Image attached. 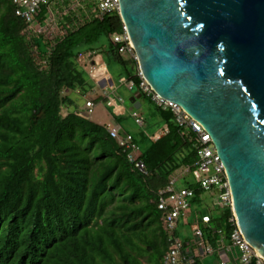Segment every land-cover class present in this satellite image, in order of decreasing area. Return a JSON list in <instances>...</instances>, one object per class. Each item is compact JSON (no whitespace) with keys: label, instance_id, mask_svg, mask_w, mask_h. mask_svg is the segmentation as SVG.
<instances>
[{"label":"trees","instance_id":"trees-1","mask_svg":"<svg viewBox=\"0 0 264 264\" xmlns=\"http://www.w3.org/2000/svg\"><path fill=\"white\" fill-rule=\"evenodd\" d=\"M48 13L42 6L29 23L0 0V264H164L171 242L158 191L198 159L194 137L155 104L169 132L148 138L146 172L136 169L107 126L73 110L66 94L91 90L78 53L103 36L126 69L137 68L128 80L140 88L136 59L110 39L124 32L118 11L89 21L72 12L59 39L39 31ZM231 216L224 210L232 234Z\"/></svg>","mask_w":264,"mask_h":264},{"label":"water","instance_id":"water-1","mask_svg":"<svg viewBox=\"0 0 264 264\" xmlns=\"http://www.w3.org/2000/svg\"><path fill=\"white\" fill-rule=\"evenodd\" d=\"M119 15L154 93L211 137L264 261V0H119Z\"/></svg>","mask_w":264,"mask_h":264},{"label":"built area","instance_id":"built-area-1","mask_svg":"<svg viewBox=\"0 0 264 264\" xmlns=\"http://www.w3.org/2000/svg\"><path fill=\"white\" fill-rule=\"evenodd\" d=\"M16 5V14L25 19L29 23H33L39 14V10L42 5H47L51 10L56 4L62 3L64 12L62 15L69 13L70 10H78L80 7L85 6V2H91V0H75V2L68 8L64 5V0H13ZM99 9L96 8L98 15L103 16L107 13L114 11L119 12V0H99ZM95 7V6H94ZM52 11V10H51ZM49 11L48 24L52 23V27L59 34L64 35L65 31L60 29L56 23V14ZM91 15L83 17L82 19L90 20ZM39 31L43 30V27H38ZM124 32L121 34H113L110 39L117 46L118 53L121 55L127 54L130 57L137 59L135 48L131 47L133 44L127 34L126 27L123 25ZM79 62L84 67L93 65L95 61L91 53H82L79 55ZM97 62V60H96ZM98 68H94L90 71L92 77L99 83L102 89H111L114 87L111 84V79L108 76L106 67L104 64L97 62ZM142 78L140 88L138 92H142L152 98V101L163 109H171L176 115V122L179 126L186 128V132L192 134L194 137V146L198 155V159L195 162V166H198L199 172L203 173V176L198 178V185L201 189L211 190L214 187H219L221 193L219 195L218 204L222 210H231L232 216L229 219L230 223L234 227L231 234V244L225 246L224 238L219 241V250L211 246L209 241L204 237V233L201 228V223L209 226L213 219L210 216H205L201 219H195L192 224V231L194 233L195 242L183 240L176 235L179 220L182 216L186 215L187 211L191 207L192 199L196 194V190L190 186L182 189H177L176 184L179 180V175L187 174L191 171L192 166H184L176 173L169 177L168 183L158 191V208L162 212V221L164 227L169 235V241L171 247L164 257V264H195L198 259H203L209 255H214L216 252L222 257V264H227L225 259H232L236 264H264L263 257L258 252L250 247L247 240L242 235L237 219L233 209V199L230 189V184L227 179L224 166L217 155L216 149L212 143V139L205 129L188 116V114L178 105L173 104L160 98L151 87L148 85L142 74H139ZM123 82L130 89H134V82L123 79ZM114 99L110 98V104ZM114 104V103H113ZM87 107L92 112L94 107L93 102L88 101ZM136 124L143 128L146 124L145 117L140 113H134ZM109 133L113 139H115L119 146L123 147L124 151L128 152L129 161L135 165L136 169L145 173V163L139 158L140 147L134 141V137L131 134L120 135L119 128L109 124ZM169 128L165 125L163 128L155 132L150 136L153 141H158L160 138L168 134ZM214 166L215 172L212 175L210 173V167ZM219 234H222L221 230H218ZM226 238V237H225ZM195 243L197 246L194 247ZM228 259V260H229Z\"/></svg>","mask_w":264,"mask_h":264},{"label":"rangeland","instance_id":"rangeland-1","mask_svg":"<svg viewBox=\"0 0 264 264\" xmlns=\"http://www.w3.org/2000/svg\"><path fill=\"white\" fill-rule=\"evenodd\" d=\"M75 0H65L66 8L70 7ZM99 0H91V2L86 1L85 6L80 7L76 14L77 16L83 15L87 17L91 15V18H98V12L96 10L99 9ZM95 6V7H94ZM69 14L66 15V22L61 25L64 27L67 25ZM59 21L61 20V15L58 16ZM91 51L95 52L98 55H103L107 69L112 77V80L115 84V91H112L110 88L107 90L108 94L116 95L117 98H122L119 101L126 109L124 113H120V115H115L114 118L121 126V135L125 133H130L135 141L140 145V154L143 152L146 142L152 134L161 129L165 122L161 117V112L158 107L152 101V98L149 96H144L141 99L142 107L139 110H136L130 101V98L135 93L134 91H130L126 84L123 82V78L131 79L132 76L136 75L137 68L131 67L129 65V69L120 63V61L114 57L112 53L111 43L109 39L105 36L101 37L100 42L94 44L91 48ZM127 59L128 55L124 54ZM89 68H93V65H89ZM92 88L88 91L86 95L84 93H76L73 92L71 97L75 99V104L77 105L78 111L82 113L84 116L97 119L98 117H102L105 121L106 117H109L111 112L115 113L112 108L109 100L106 98V94L104 92H98V85L95 81L91 79ZM86 98H91L97 103V107L94 109V113H88L86 109ZM75 109V108H74ZM134 112L141 113L146 120V124L143 128H140L133 117ZM176 122V115L174 114V118L172 119ZM177 123V122H176ZM185 131L186 128H184ZM196 157L192 160V169L187 174L179 175V180L176 184L177 189H182L186 187H191L196 190V194L191 202V207L187 211L186 215L182 216L179 220V224L177 227V234L186 241L195 242L194 233L192 231V224L195 222V219H201L205 216H210L213 221L207 226L201 223V228L204 233V237L214 249L217 250L219 248V241L224 238L225 246L231 244L230 239V230L227 226V218L224 217V210L218 204L219 195L221 190L219 187H214L211 190L201 189L198 185V178L203 176V173L199 172L198 166H195ZM215 168L214 166L210 167L209 175L214 174ZM218 230L222 231V234L218 233ZM228 235L229 238H225ZM197 246L195 243L194 247ZM216 252V253H217ZM209 255L205 257V260L208 264H222V261L218 259L217 254ZM227 264H232L228 259H225ZM236 264V263H235Z\"/></svg>","mask_w":264,"mask_h":264},{"label":"clouds","instance_id":"clouds-1","mask_svg":"<svg viewBox=\"0 0 264 264\" xmlns=\"http://www.w3.org/2000/svg\"><path fill=\"white\" fill-rule=\"evenodd\" d=\"M63 3H64V5H65V0L63 1ZM42 6H45L46 8H48V6L47 5H42ZM66 6V5H65ZM48 10L49 11H51V12H54L55 14H56V23H57V26L60 28V29H63V31H65V34L64 35H61V34H59V32H56L55 30H54V27H52V23H51V21H50V23L48 24V20H47V22H46V24H45V27H43V29H47V31H49L50 32V34H53L56 38H63L64 36H66V34H67V32H68V29L66 28V27H63L62 25H61V22L63 21V24L66 22V15L67 14H69V15H71V13L73 12V13H75L76 11H74V10H70L69 11V13H67V14H65V15H62V13L64 12V9H63V7H62V3H59V4H56L55 6H53L52 7V9L50 10L49 8H48ZM119 13V12H118ZM49 14V13H48ZM59 15H61V20L59 21V18H58V16ZM48 18H49V16H48ZM36 19H37V17H36ZM36 21V20H35ZM38 27H42V25H40V26H38ZM55 46V45H54ZM53 46V47H54ZM82 53H84V54H86V53H91L92 54V56H93V58H95L94 60V62H93V68H89V66H87V67H84L83 65H81V63L79 62V55L80 54H82ZM125 56V55H124ZM129 56V55H128ZM78 62H79V64L81 65V67L85 70V71H87L88 72V74L90 75V77H91V79L93 80V81H95L96 83H97V85H98V92L97 93H99V92H104L103 94H106V98L109 100V102H110V98L111 99H114V100H116L117 99V101L119 100V101H121L122 100V98H117L116 97V95H113V94H108V92H107V90L108 89H102V85L100 86L99 85V83L92 77V74L90 73V71L92 70V69H94V68H98V63L97 62H99V63H102V64H104V66L106 67V70H107V73H108V76L110 77V79H111V84L113 85V87H114V89L112 90V91H115V84H114V82H113V80H112V77H111V75H110V73H109V71H108V69H107V65H106V62H105V59H104V57H103V55H98L97 56V54L95 53V52H93V51H91V50H85V51H80L79 53H78ZM96 60H97V62H96ZM136 61H137V63H138V60L136 59ZM138 67H139V65H138ZM138 74H141L140 73V70H139V73ZM140 76V75H139ZM144 78V77H143ZM123 79H126V78H123ZM122 79V80H123ZM127 81H129L128 79H126ZM141 80H142V78H141ZM142 82V81H141ZM135 88H136V86H134V89L133 90H130L129 88V90L130 91H134L135 90ZM138 89L139 88H137V90H135V93L133 94V95H138V94H142V97H143V95H145V96H147L146 94H144V93H142V92H138ZM142 97L140 98V102H141V99H142ZM150 97V96H149ZM88 101H91V102H93V104H94V107L92 108V112H90L89 110V108L87 107V102ZM119 101H118V103H119ZM131 104H132V102H131ZM142 104V103H141ZM132 106H133V104H132ZM95 107H96V102L93 100V99H91V98H88V100H86V109H87V111H88V113H90V114H93V112H94V109H95ZM134 107V106H133ZM142 107V106H141ZM73 109V108H72ZM141 109V108H140ZM136 110H139V109H136ZM134 113H139V112H134ZM134 113H133V115H134ZM141 114V113H140ZM142 115V114H141ZM134 117V116H133ZM91 118V117H90ZM113 120H115V122H116V124H117V121H116V119L114 118ZM114 123V122H113ZM108 123L106 126H107V129H108V126H109V124H111L112 126H115V127H118V126H116V124L114 123ZM166 125V124H165ZM164 125V126H165ZM163 126V127H164ZM162 127V128H163ZM119 128V132H120V135H121V128L120 127H118ZM160 130V129H159ZM108 132H109V130H108ZM157 132V131H156ZM110 134V133H109ZM125 134H130V133H125ZM124 134V135H125ZM124 135H121V136H124ZM111 136V135H110ZM112 138V137H111ZM149 139H150V136H149ZM151 140V139H150ZM118 143V142H117ZM184 167V166H183ZM182 168V167H181ZM181 168H179L178 170H180ZM178 170H176L174 173H176ZM173 173V174H174ZM172 174V175H173Z\"/></svg>","mask_w":264,"mask_h":264},{"label":"crops","instance_id":"crops-1","mask_svg":"<svg viewBox=\"0 0 264 264\" xmlns=\"http://www.w3.org/2000/svg\"><path fill=\"white\" fill-rule=\"evenodd\" d=\"M73 92H70V91H67L66 92V94L68 95V96H70L71 97V94H72ZM76 93H79L78 91H76ZM72 98V97H71ZM73 99V98H72ZM74 100V102H75V99H73ZM86 100H88V98H86ZM114 103V104H113ZM113 103L111 104V106H112V108L114 109V111H115V113L113 112H111L110 114V116L109 117H106V119H105V121L103 120V118L102 117H98L97 119H95L94 117L92 118V116H91V120H93V121H95V122H97V123H99V124H104V125H107L108 123H113V119H114V114L115 115H120V113H124L125 112V107L122 105V104H120V103H118V101H117V99L116 100H114L113 101ZM85 105H86V103H85ZM96 107H97V103H96ZM95 107V108H96ZM73 108V110H76V111H78V108H77V105L75 104L74 105V107H72ZM75 108V109H74ZM95 111V110H94ZM94 113V112H93ZM114 124V123H113ZM116 126H118V127H120L121 128V126H120V124L119 123H117L116 124ZM122 129V128H121ZM178 237H180L179 235H177ZM217 254V253H216ZM217 257H218V259L219 260H221L222 261V257L220 256V254L218 253V255H217ZM229 259V258H228ZM198 260H201V264H208L207 263V261L205 260V258H203V259H198ZM229 261L232 263V264H235L234 263V261L230 258L229 259Z\"/></svg>","mask_w":264,"mask_h":264},{"label":"bare ground","instance_id":"bare-ground-1","mask_svg":"<svg viewBox=\"0 0 264 264\" xmlns=\"http://www.w3.org/2000/svg\"><path fill=\"white\" fill-rule=\"evenodd\" d=\"M260 255V254H259ZM262 256V255H261Z\"/></svg>","mask_w":264,"mask_h":264}]
</instances>
